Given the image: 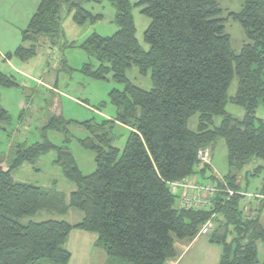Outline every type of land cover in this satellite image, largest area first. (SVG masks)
<instances>
[{"label":"trees","instance_id":"1","mask_svg":"<svg viewBox=\"0 0 264 264\" xmlns=\"http://www.w3.org/2000/svg\"><path fill=\"white\" fill-rule=\"evenodd\" d=\"M102 1L40 0L21 31L20 44L5 59L31 60L45 37L55 44L63 7L76 25L102 21V15L82 6ZM106 1L114 9L116 31L90 34L70 47L88 58L79 73L122 86L108 94L114 113L82 122L54 115L43 129L63 132L69 143L68 127L81 126L89 136L78 143L93 153L95 168L82 174L67 145L57 147L48 140L17 145L6 165L0 158V264H69L66 243L74 230L96 236L94 246L105 254V264H165L178 257L176 242L194 239L208 220L214 226L210 242L222 247L218 264H257V244L264 242V199L252 203L247 215L238 179L253 161L262 164L252 176L264 171V123L255 114L264 107V0H242L237 12L228 13L245 38L237 51L226 33L219 0ZM135 9L149 21L141 38ZM132 70L148 77L151 88L135 86L127 76ZM14 86V78L0 71V89ZM79 104L97 113L104 105ZM229 105L241 108L242 116L234 117ZM9 121L0 106V123ZM115 127L128 132L121 149L114 145ZM219 140L225 143L229 168L222 179L235 193L232 197L222 191L212 167L197 158L199 150L208 149L211 160ZM51 151L62 176L74 185L67 204L53 189L11 177L12 171ZM192 178L219 187L207 208L178 205L179 190L173 192L170 185ZM254 193L264 197V177ZM70 209L82 216L73 225L64 219L31 220L43 211L60 216Z\"/></svg>","mask_w":264,"mask_h":264},{"label":"rangeland","instance_id":"2","mask_svg":"<svg viewBox=\"0 0 264 264\" xmlns=\"http://www.w3.org/2000/svg\"><path fill=\"white\" fill-rule=\"evenodd\" d=\"M134 1L131 0L132 3ZM36 4L32 3L34 7ZM241 4L242 0H219L223 16L226 19V33L230 36L231 46L236 51L245 42V38L239 24L229 19L227 15L237 12ZM82 6L93 14L102 15L103 20L92 25H76L72 21L71 13H67L66 7H63L60 14L61 35L55 44L52 45L48 38H43L37 44L35 56L29 61L20 62L15 57L10 59L4 57L8 52H13L20 44V34H17L15 29H6V24L13 22L11 19L17 13L21 11L23 13V9H27L29 5L24 1L16 3L0 0V71L14 78L16 84L14 87L0 89V106L8 112L10 117L9 123H0V158L4 160L5 165L13 158L17 145H31L48 140L57 147H63L66 144L82 174L88 175L95 168L93 153L84 150L78 143V140L89 136L81 126L68 127L69 143L65 142L63 132L43 130L48 120L54 115H61L66 121L76 120L79 122L92 118L99 121L104 117L103 114L111 116L114 109L109 102L108 94L113 89L120 90L122 88L110 78L105 81H96L79 73L82 65L88 62V58L81 49L72 48L70 44L76 46L93 33L110 36L116 31V26L112 22L114 9L106 0L100 4L82 2ZM31 15L32 12L28 18L24 17L16 21L15 26L21 27L26 24ZM133 18L137 35L141 38L149 21L140 15L137 9L133 11ZM17 69L20 71L17 72ZM127 76L135 86L144 90L151 88L149 78L140 77L136 70H132ZM229 93H233V85ZM79 102L93 108L104 104L100 108L102 113L80 106ZM227 110L236 118H240L243 114V110L235 105H229ZM255 114L264 123V107H259ZM194 122L195 119L189 122L190 129H193ZM113 134L115 136L114 145L120 149L123 148L128 135L127 130L115 127ZM55 159V152H48L32 164H24L19 169L12 171L11 177L15 182L53 189L61 193V196L63 195L64 204H67L68 195L74 190V185L62 176L61 167L55 164ZM210 161L211 167L216 173L221 176L229 173L227 150L223 140L217 141L212 148ZM261 164V162L253 161L241 170L238 183L245 192L254 193L260 185L264 171L254 176L251 172ZM247 199L253 202L250 198ZM60 219L73 225L80 221L81 214L72 209L60 216L56 212L43 211L31 218L34 222ZM213 229L212 222L211 231ZM206 236L208 235H202V239L207 238ZM87 237L88 239L83 240L81 245L77 243L79 237L75 233L67 241L66 248L73 255L72 264H77V261L85 254L89 258L95 255V260L99 257L95 253L100 254L101 250L92 247L91 236ZM208 239H210V235Z\"/></svg>","mask_w":264,"mask_h":264},{"label":"crops","instance_id":"3","mask_svg":"<svg viewBox=\"0 0 264 264\" xmlns=\"http://www.w3.org/2000/svg\"><path fill=\"white\" fill-rule=\"evenodd\" d=\"M9 1L10 2H16V3L24 1L25 4L29 5V7H27V9L31 8L29 11L27 9H23L24 10L23 13L21 11V12L17 13L16 16L11 19L13 22L6 24V26H7L6 29H9V28L15 29L17 34H21V31L23 29H25L28 22H26V24H24L21 27L15 26V22L20 20V19H23L24 17L28 18L29 14L31 12L33 14L36 7L38 6L40 0H9ZM32 3L33 4L37 3L36 7H34L32 5ZM27 21H29V20H27ZM18 25H20V23H18ZM16 71L19 72L20 69H17ZM213 171L216 174L215 176L220 177V178L224 177V176H221L220 174L216 173L215 170H213ZM81 218H82V216H81ZM261 220L264 223V209H263V212L261 214ZM77 232H80V233H77ZM74 233L76 234V236L79 237V240L77 243H79L80 245H81V243H83V240L88 239L87 236H91L90 237L91 245H92V247L96 248L94 246L96 236H94L93 234L84 232V231L74 230L69 235L68 240L71 238V236ZM206 237L207 238L202 239V236H196L194 239H192L190 241L176 242L175 247H176V251L178 253V257L173 259V260H169L166 263L167 264H218L220 257H221V254H222V247L218 244L211 243L210 240L208 239V236H206ZM100 252H101L100 254L95 253L97 256H99L96 258V260H95V255H92L91 258H89L88 255L85 254L84 257L80 258L79 261H77V264H105V262L107 260L106 256L102 251H100ZM72 258H73V255L71 254V260H70L69 264H72L71 263ZM257 258H258L257 264H264V242H259L257 244Z\"/></svg>","mask_w":264,"mask_h":264},{"label":"built area","instance_id":"4","mask_svg":"<svg viewBox=\"0 0 264 264\" xmlns=\"http://www.w3.org/2000/svg\"><path fill=\"white\" fill-rule=\"evenodd\" d=\"M198 161L202 165H210V153L208 149H201L198 151L197 154ZM213 175L215 176V172H213ZM216 177V180L223 185V190L225 193H228L229 197H232L235 193L232 190H229L224 183V180L220 177ZM170 189L174 192L175 190H179V198H178V205L182 208H197V209H204L207 208L209 205L210 200L213 198V196L217 193H219V187H217L215 184L210 182H200L197 181L196 178H192L190 180H186L183 183H174L170 185ZM244 199L246 200L245 205L243 207V211L248 215L250 213L249 209L252 208V203H258L262 199H264L263 196H261L258 193H248L243 192L241 194ZM247 198H250V200H253V202H250ZM248 200V201H247ZM212 229V221L208 220L206 223H204L198 233L197 236L202 235H208L211 232Z\"/></svg>","mask_w":264,"mask_h":264}]
</instances>
